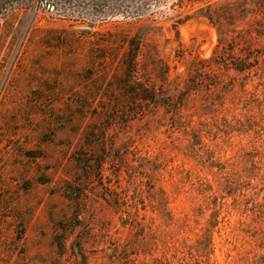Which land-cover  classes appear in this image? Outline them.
<instances>
[{
    "label": "rangeland",
    "instance_id": "374dc122",
    "mask_svg": "<svg viewBox=\"0 0 264 264\" xmlns=\"http://www.w3.org/2000/svg\"><path fill=\"white\" fill-rule=\"evenodd\" d=\"M245 1L213 0L221 50L178 0L141 21L124 0H0V264H264V9Z\"/></svg>",
    "mask_w": 264,
    "mask_h": 264
},
{
    "label": "trees",
    "instance_id": "16d2710c",
    "mask_svg": "<svg viewBox=\"0 0 264 264\" xmlns=\"http://www.w3.org/2000/svg\"><path fill=\"white\" fill-rule=\"evenodd\" d=\"M180 7L188 6L189 9L185 10L184 12L179 14V19L176 21V23L181 24L185 21H189L193 18H206L211 23L217 25V29L220 33V40H221V46H219V49H224V47H227V43H225V37L223 33L220 32V23L222 20L225 19L224 13L221 12L220 7H217L219 4L218 2H213V0H178ZM166 0H124V3H127L128 9H127V15L128 17L141 21L144 19L147 20H155V17L158 14H161L159 12V9L165 4ZM187 2V3H186ZM186 3V4H185ZM221 3V2H220ZM236 6V5H235ZM123 8V7H122ZM264 9V5H261L258 3V0H246L245 2L239 4L236 6V12L238 13V17L244 19L251 15H256L258 12H262ZM237 39H240L238 31L236 32ZM144 45V40L141 34H135L134 36L130 37V39L127 40L126 46L127 50L124 57V76L121 79L122 83L125 87L126 86H132L136 85L137 81L139 80V70H140V62L139 57L142 52V48ZM220 51V50H219ZM218 51L215 52V57H217ZM252 58H249L242 61L236 60L233 64L234 68L237 71L244 72L247 70H251L252 63H250ZM224 64H227L224 62ZM139 89H136L135 92H138ZM134 92V91H132ZM144 93L148 96L147 100H152L154 97L151 95V92L149 90L144 89ZM166 100V99H165ZM165 106H169L170 104L167 101H164L163 103Z\"/></svg>",
    "mask_w": 264,
    "mask_h": 264
}]
</instances>
